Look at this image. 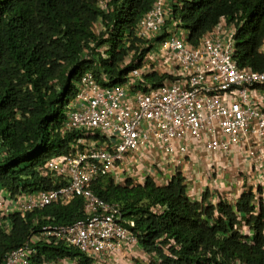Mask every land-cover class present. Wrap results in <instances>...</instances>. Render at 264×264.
I'll return each instance as SVG.
<instances>
[{
  "label": "built area",
  "instance_id": "1",
  "mask_svg": "<svg viewBox=\"0 0 264 264\" xmlns=\"http://www.w3.org/2000/svg\"><path fill=\"white\" fill-rule=\"evenodd\" d=\"M98 7L104 14L114 9L111 0ZM108 31L99 21L93 34L108 39ZM238 33L236 23L222 18L195 46L172 0H156L134 35L123 36L129 54L122 65L134 66L124 83L105 86L109 76L98 81L89 71L77 84L60 133L75 138L67 154L39 169L43 190L16 199L0 191V214L7 219L83 199L84 220L43 227L26 247L66 244L92 264H149L135 223L94 194L100 178L119 187L149 181L164 187L181 175L192 202H202L207 192L213 205L236 206L250 192L264 202V72L238 66ZM90 46L84 61L110 59L109 44ZM242 233L251 235L245 227ZM31 254L13 251L5 264H32Z\"/></svg>",
  "mask_w": 264,
  "mask_h": 264
},
{
  "label": "trees",
  "instance_id": "2",
  "mask_svg": "<svg viewBox=\"0 0 264 264\" xmlns=\"http://www.w3.org/2000/svg\"><path fill=\"white\" fill-rule=\"evenodd\" d=\"M100 1L0 0V190L13 195L39 190V169L67 152L75 136L60 134L65 111L86 72L98 81L109 76L105 86L112 87L124 83L133 69L122 65L129 54L123 36L134 35L156 0H111L109 14L99 9ZM172 5L195 46L222 18L236 23L238 66L264 72V0H172ZM99 21L109 30L108 39L93 34ZM93 43L112 47L108 61H84ZM93 190L118 205L124 220L135 222L142 248L155 257L151 264H264V202L253 192L236 206L223 200L214 206L209 193L202 203H191L181 175L164 187L153 182L119 187L102 179ZM159 208L163 212L154 214ZM47 217L54 224L73 225L84 218L83 202L54 205L26 220L14 217L13 230L0 231V263L39 231L36 219L42 226ZM244 227L251 235L242 233ZM39 250L49 259L92 264L63 245Z\"/></svg>",
  "mask_w": 264,
  "mask_h": 264
},
{
  "label": "clouds",
  "instance_id": "3",
  "mask_svg": "<svg viewBox=\"0 0 264 264\" xmlns=\"http://www.w3.org/2000/svg\"><path fill=\"white\" fill-rule=\"evenodd\" d=\"M69 147H70V145H69ZM69 147H68V150H67V152L66 153H64V154H62V155H65V154H67L68 152H69ZM59 156H61V155H58V156H56V157H53V158H51V159H49V160H47V161H50V160H52V159H54V158H57V157H59ZM46 161V162H47ZM45 165V164H44ZM43 165V166H44ZM38 175H39V173H38ZM40 176V175H39ZM102 179H110V178H100L99 180H97L95 183H94V185L98 182V181H100V180H102ZM40 183H39V190H36V191H21L22 193H20V194H18V195H13L11 192H9L8 190H6V189H4V190H0V191H5L8 195H9V197H11L12 199H16L18 196H24V195H27V194H31V193H37V192H40V191H42L43 190V187H44V180L43 179H41V177H40ZM111 180V179H110ZM149 182H151V181H149ZM186 183V182H185ZM130 184H132V183H130ZM147 184V183H146ZM145 184V185H146ZM155 184V183H154ZM94 185H93V187H94ZM133 185V184H132ZM144 185V186H145ZM125 186V185H124ZM136 186H140V185H136ZM144 186H142V187H144ZM158 186V185H157ZM187 186V185H186ZM93 187H92V189H93ZM122 187V186H121ZM160 187V186H159ZM93 192H94V190H93ZM208 193V192H207ZM95 194V193H94ZM96 195V194H95ZM205 195V194H204ZM210 195V194H209ZM97 196V195H96ZM211 196V195H210ZM98 197V196H97ZM187 197H188V195H187ZM204 197V196H203ZM212 197V196H211ZM99 198V197H98ZM188 199H189V197H188ZM212 199V198H211ZM77 200H81L82 202H83V199L82 198H76L73 202H71L70 204H68V205H62V204H53V205H50V206H47V207H45V208H43V209H37V210H35V211H33V212H29V213H27V214H25V215H23V214H21V213H16V214H14V215H12L9 219H7V218H2L1 217V214H0V220L2 221L1 223L3 224V227H0V231L1 230H4L5 232H11L12 230H13V219H14V217H19V218H22V219H27V217L29 216V215H32V214H37V213H39V212H43L46 208H48V207H51V206H54V205H57V206H62V207H67V206H70V205H72L74 202H76ZM189 201L191 202V203H202V202H192L190 199H189ZM202 201H203V199H202ZM210 202H211V200H210ZM212 204V203H211ZM111 205H116V204H111ZM213 205V204H212ZM116 206H118V205H116ZM214 206H216V205H214ZM119 207V206H118ZM120 208V207H119ZM120 210H121V214H122V209L120 208ZM163 212V209L162 208H159V209H157V210H154V214H161ZM83 213H84V206H83ZM122 217H123V214H122ZM84 218H85V216H84ZM84 218L82 219V220H84ZM82 220H80V221H82ZM123 220H124V218H123ZM125 222H129L128 220H124ZM131 222H134V221H132V220H130ZM54 221L53 220H51V218L50 217H47V224H45V225H40L39 226V222H38V220L36 219L35 221H34V226L35 227H39V231L38 232H36V233H33L30 237H29V239H28V241L25 243V245L24 246H22L21 248H19V249H16V250H13V251H17V250H20V249H22V248H25V249H29L31 252H32V254H31V256H30V261H31V263L32 264H48V263H56V264H59V263H61V262H63L64 260H66V259H64V260H54V259H49V258H46V257H44V256H42V254L40 253V250H39V248H41V246H66V244H58V245H48V244H46V243H38V244H35V245H31L29 248L28 247H26L27 246V244H28V242L30 241V239H32L33 237H37V236H39L40 234H41V231H42V229H43V227H46V226H49V225H59V224H54L53 223ZM78 223V222H77ZM135 223V222H134ZM6 224H8V225H6ZM76 224V223H75ZM74 225V224H73ZM60 226H72V225H61L60 224ZM135 228H136V224H135ZM135 228H133V229H135ZM133 229H132V231H133ZM134 232V231H133ZM137 235V234H136ZM138 239H139V237H138ZM139 242H140V239H139ZM173 243V242H172ZM174 244V243H173ZM67 247V246H66ZM69 248V247H68ZM140 248L145 252V254H147L148 255V257H149V260H150V263L149 264H151L152 263V261L154 260V255H150V254H148L143 248H142V246H141V243H140ZM72 249H75V248H72ZM75 250H77V249H75ZM13 251H11V252H13ZM77 251H79V250H77ZM11 252H9L7 255H6V257H5V259L3 260V262L2 263H0V264H5L6 263V259H7V256L8 255H10V253ZM80 252V251H79ZM81 253V252H80ZM85 255V254H84ZM86 256V255H85ZM87 257V256H86ZM88 258V257H87ZM157 258V257H156ZM89 259V258H88ZM69 260H71V259H69ZM72 261H75V260H72ZM77 261V260H76ZM79 262V261H78ZM144 262V261H143ZM142 264V263H141Z\"/></svg>",
  "mask_w": 264,
  "mask_h": 264
},
{
  "label": "rangeland",
  "instance_id": "4",
  "mask_svg": "<svg viewBox=\"0 0 264 264\" xmlns=\"http://www.w3.org/2000/svg\"><path fill=\"white\" fill-rule=\"evenodd\" d=\"M142 264H147V262H142Z\"/></svg>",
  "mask_w": 264,
  "mask_h": 264
},
{
  "label": "crops",
  "instance_id": "5",
  "mask_svg": "<svg viewBox=\"0 0 264 264\" xmlns=\"http://www.w3.org/2000/svg\"><path fill=\"white\" fill-rule=\"evenodd\" d=\"M236 190H237V188H236Z\"/></svg>",
  "mask_w": 264,
  "mask_h": 264
}]
</instances>
